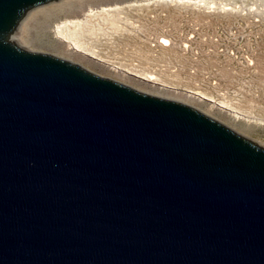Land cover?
<instances>
[{
    "label": "water",
    "instance_id": "water-1",
    "mask_svg": "<svg viewBox=\"0 0 264 264\" xmlns=\"http://www.w3.org/2000/svg\"><path fill=\"white\" fill-rule=\"evenodd\" d=\"M48 1L0 0V264H264V148L11 43Z\"/></svg>",
    "mask_w": 264,
    "mask_h": 264
},
{
    "label": "rangeland",
    "instance_id": "rangeland-1",
    "mask_svg": "<svg viewBox=\"0 0 264 264\" xmlns=\"http://www.w3.org/2000/svg\"><path fill=\"white\" fill-rule=\"evenodd\" d=\"M115 6L121 29L87 43L102 58L74 51L55 33L62 21ZM8 40L189 105L264 148V0H51L27 9Z\"/></svg>",
    "mask_w": 264,
    "mask_h": 264
},
{
    "label": "bare ground",
    "instance_id": "bare-ground-1",
    "mask_svg": "<svg viewBox=\"0 0 264 264\" xmlns=\"http://www.w3.org/2000/svg\"><path fill=\"white\" fill-rule=\"evenodd\" d=\"M178 1L183 2L184 5H196L198 2H200V0ZM134 4L135 3L129 5L128 8H131ZM67 7H69V5ZM119 11H122V8L119 6H115L113 8H100L99 11L89 9L88 13H86L81 19L65 20L57 24L54 28L55 33L57 36L63 39V41L68 42L71 48L74 49V51H80L93 57L102 58L98 55L100 52L95 51L91 47H88L87 43H89V41L97 42L100 39L99 35L104 37V34L109 36V38L111 39V36L118 32L121 28L117 27L118 25H115L116 22H114V20H118L117 22H120V20L116 19L110 12L116 15ZM95 18H98L99 22L93 21L95 20ZM107 21H111V23L105 28L102 26V24ZM161 42H164V44H166L167 40L163 38ZM95 47H97V45L93 48ZM145 77L146 78L143 79L147 81H152L153 79L152 76L146 75ZM219 104L223 107L231 108L228 103L220 102Z\"/></svg>",
    "mask_w": 264,
    "mask_h": 264
},
{
    "label": "built area",
    "instance_id": "built-area-1",
    "mask_svg": "<svg viewBox=\"0 0 264 264\" xmlns=\"http://www.w3.org/2000/svg\"><path fill=\"white\" fill-rule=\"evenodd\" d=\"M201 97V96H200ZM202 98H204V97H202ZM206 99V98H205Z\"/></svg>",
    "mask_w": 264,
    "mask_h": 264
}]
</instances>
